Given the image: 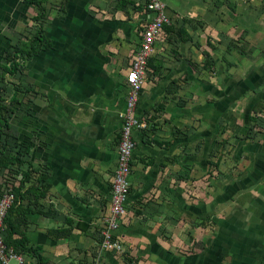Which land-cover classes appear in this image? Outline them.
Returning a JSON list of instances; mask_svg holds the SVG:
<instances>
[{
  "label": "crops",
  "instance_id": "crops-1",
  "mask_svg": "<svg viewBox=\"0 0 264 264\" xmlns=\"http://www.w3.org/2000/svg\"><path fill=\"white\" fill-rule=\"evenodd\" d=\"M162 1L171 22L137 110L150 126L134 135L129 215L117 232L123 252H103L102 264H264V142L232 138L238 166L225 177L217 138L243 135L264 110V62L243 58L248 71H232L226 45L246 24L256 32V11L245 10L246 0ZM145 2L47 0L38 18L28 0H0V80L11 109L0 136L9 156L0 154V197L11 182L19 196L14 238H28L43 259L23 252L24 264H98ZM38 33L40 53L24 55L22 71L4 77L16 47ZM211 63L216 78L204 73ZM204 219L216 222L215 234L201 227ZM194 246L198 253L185 255Z\"/></svg>",
  "mask_w": 264,
  "mask_h": 264
},
{
  "label": "built area",
  "instance_id": "built-area-1",
  "mask_svg": "<svg viewBox=\"0 0 264 264\" xmlns=\"http://www.w3.org/2000/svg\"><path fill=\"white\" fill-rule=\"evenodd\" d=\"M145 9L149 13V18L142 25L140 46L135 52V58L126 79L127 112L119 133L117 166L112 177L111 201L103 218L104 226L98 244V264L103 263L100 257L103 252L115 254L123 252L122 238L117 232L129 215L128 199L131 194L129 178L133 172V161L137 148L134 135L137 131L148 129L150 126L149 117L138 116L137 110L144 83L150 72V59L159 45L165 25L171 22L168 6L164 1L146 0ZM253 115L264 119V117H260L264 116V110ZM14 201V185L7 182L0 197V260L2 264H24L23 256L17 254L5 243V221Z\"/></svg>",
  "mask_w": 264,
  "mask_h": 264
},
{
  "label": "rangeland",
  "instance_id": "rangeland-1",
  "mask_svg": "<svg viewBox=\"0 0 264 264\" xmlns=\"http://www.w3.org/2000/svg\"><path fill=\"white\" fill-rule=\"evenodd\" d=\"M220 5V4H219ZM250 7V11L251 13H253L254 11L255 14H256V19L257 20H252L253 24L255 25L256 27V32H252V31H249L251 30L248 25L246 24L243 29V34L241 36H238V37H233L232 41L230 40H227L226 41V45L227 47H229L230 49V54L233 55L235 58L234 60L231 59V57H228L230 59V66H229V69H231L232 71H244L243 73L247 72L248 69L250 67L248 66H252V65H258L260 64V62H264V0H256V3L255 5H249L248 4V0H246V4H245V10L248 11V7ZM231 8V6H230ZM243 8L244 7H241L242 9V13L238 14L237 16L241 17L242 14H244L245 10L243 11ZM247 8V9H246ZM226 12L228 11H232L234 9H228L227 7L224 8ZM236 11V9H235ZM250 26L252 27V24H250ZM207 28V27H205ZM252 32V34H251ZM205 34L209 37L210 33H207L205 31ZM236 36V35H235ZM219 41V40H218ZM218 41H215V44H219L221 43L218 42ZM220 47V46H218ZM232 51H235L232 52ZM237 51V52H236ZM226 54V52H225ZM13 51H11L10 53H8L6 55V59L10 57H13ZM237 55L240 57V60H237L236 57ZM222 57L223 59L222 60H227L225 57H224V53L222 54ZM243 58L246 60V63H247V67L246 66H242L240 67V65H244V63H242L243 61ZM10 59V58H9ZM236 59V60H235ZM221 60V61H222ZM229 61V60H228ZM238 61V62H237ZM240 63V64H239ZM215 65V64H214ZM213 66V68L211 69V67L207 70L205 68V75L208 76V78H210V76L216 78L217 75L216 73L218 72V68ZM261 65V64H260ZM263 66V65H261ZM22 71V69H20ZM235 71V72H236ZM234 73V72H233ZM218 74V73H217ZM7 88L6 86L3 84V81L0 80V92H2L4 94V96L7 98V92H6ZM214 101V100H212ZM260 117H264V116H260ZM249 122L250 123V126H249V130L248 132L244 133L243 135H240L239 133L235 132H229L227 134V130L224 132L225 135H227L225 138L224 137H219L217 136L218 140H222L221 142H223V152H222V160H224L223 164L222 162H220V166L222 168V173L225 175V177H228L229 173H236L234 172L235 169H237V166H238V163L236 164V160H235V157L236 155L231 151L230 149V145H232L233 143L230 142V140L233 138V142H234V139L235 141H242V142H248V143H251V145H258L259 143H263L264 142V119H260L258 117H255L254 115L250 116L249 117ZM246 123V124H248ZM227 125V124H226ZM221 127H223L224 129V126L222 125ZM224 135V136H225ZM240 135V136H239ZM222 136V134L220 135ZM263 137V138H262ZM219 154V153H218ZM215 155V154H213ZM197 219H199L197 217ZM201 227H204V229H208V233H213L215 234L216 230L218 229V226L216 224L215 221H213L212 219H207L205 220L204 219V222L202 223V226ZM193 248V247H192ZM197 247L194 246L193 250H187L185 255H194L195 253H198ZM191 253V254H190ZM227 262H229V259H226Z\"/></svg>",
  "mask_w": 264,
  "mask_h": 264
},
{
  "label": "trees",
  "instance_id": "trees-1",
  "mask_svg": "<svg viewBox=\"0 0 264 264\" xmlns=\"http://www.w3.org/2000/svg\"><path fill=\"white\" fill-rule=\"evenodd\" d=\"M28 1L31 4L37 6L39 10H41V15L38 18H43L45 16V8L43 7V3H45L47 0H28ZM30 42L31 43H29L28 45H24V46L22 45V46L16 47V50L14 52L15 59H10L11 60L10 64L3 68L4 77H7V75L16 76L18 73L21 72L20 67L22 66V61L20 62V58H22L23 60L24 55H26L25 57L28 58L35 54L40 53V50H41L40 47H35V44L36 42H44L42 38V34L38 33L37 35H35L34 39H32ZM49 46L50 44H47V46L44 48H48ZM212 65H213L212 63L209 64V68L212 67ZM5 98L6 97L4 96V94L0 92V112H1L0 113V136L4 134L5 130L9 129V122H8L7 114L10 113L11 109L9 108V106H7ZM0 154L5 159L9 158V156H6L4 154V151H0ZM2 165L3 164L0 159V168L2 167ZM16 194L17 192L15 193L14 204L9 210L8 215L6 217V221H5V224H6L5 243L10 248H13L14 251L19 255H22L23 252H30V254H32L33 256H36L39 261H43L42 257L39 254H37L36 252L32 251L31 249L27 247V244L29 243L28 238L23 237L20 240L14 238V234L16 233L17 229H16V225L13 220V214L16 211L15 206L19 202L18 200L19 196H17Z\"/></svg>",
  "mask_w": 264,
  "mask_h": 264
}]
</instances>
